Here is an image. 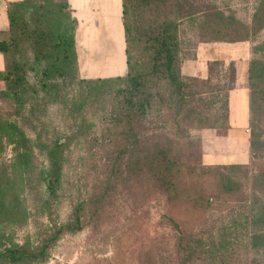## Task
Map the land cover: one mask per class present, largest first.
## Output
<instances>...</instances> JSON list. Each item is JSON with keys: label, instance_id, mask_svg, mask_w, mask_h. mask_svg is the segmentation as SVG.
<instances>
[{"label": "rangeland", "instance_id": "374dc122", "mask_svg": "<svg viewBox=\"0 0 264 264\" xmlns=\"http://www.w3.org/2000/svg\"><path fill=\"white\" fill-rule=\"evenodd\" d=\"M32 2L16 11L25 32L9 58L10 68L16 62L25 67V93L18 101L7 98L0 81V125H17L31 148L25 150L8 132L1 135L0 242L38 250L55 230L75 223L78 213L83 229L64 235L45 261L35 264H264V250L250 245L248 225L264 151L253 162L247 80L249 61L264 62V51L258 50L264 48V0H177L171 19L179 30L182 76L190 85L182 112L169 83L151 75L146 47H133L132 75L150 78L154 96L138 131L162 154L145 164L140 160L150 145L137 146L136 130L115 122L127 113L130 83L87 80L102 76L81 74L74 66L46 76L53 59L43 54L49 49L41 53L34 44L32 29L45 18L55 30L59 24L71 26L72 16L46 0ZM209 7L247 26L249 41L204 46L213 38L201 30ZM0 61L3 69L2 55ZM233 80L228 125L222 104ZM236 142L246 150L237 149L233 164H206L205 156L219 149L229 155L225 145ZM56 144L64 154L53 193L49 152ZM249 145L250 161L243 164ZM162 157L166 169L178 170L168 193L158 180L164 169L157 168L156 159Z\"/></svg>", "mask_w": 264, "mask_h": 264}, {"label": "trees", "instance_id": "16d2710c", "mask_svg": "<svg viewBox=\"0 0 264 264\" xmlns=\"http://www.w3.org/2000/svg\"><path fill=\"white\" fill-rule=\"evenodd\" d=\"M33 0H23L22 2L11 4L8 8L9 27L7 30L0 32V54L4 57L5 69L0 72V81L5 82L7 92L5 97L13 98L18 101L20 96L25 93L27 87V78L25 75V67L22 64L14 63L13 67H9L10 54L14 48L19 47V34L24 33L19 19L16 17V11L21 8L25 9L28 5H32ZM53 7L59 10H68L71 13V26L59 24L57 29H52V22L49 18L39 21L31 32L34 44L40 49L41 53L44 49H49L50 53L44 56L50 61V68L46 72V76L50 73H62L69 67L78 70V58L76 49V29L77 21L73 17L72 11L67 3L64 5L54 2V0H46ZM45 2V3H46ZM123 2V23L125 27L126 37V55L128 72L125 76L96 79L98 83H108L113 80H125L130 83L132 89L131 95L125 100L127 104V113L124 116L118 115L115 118L117 125L129 126V130L134 129L136 132L133 140L139 147L150 145L143 151L141 162L148 163L151 158H160L162 156L160 150L155 152L159 146L156 143L148 142L141 132L142 122L145 119L149 108L152 106L153 93L151 92V79H142L132 75L131 51L136 44L144 45L152 56L151 75L160 74L164 80L173 88L172 95L178 97V112H182L188 102V89L190 85L185 82L182 76V62L180 58V40L178 26L175 24L171 15L176 6L177 0H122ZM40 4L37 8H40ZM35 8V7H34ZM43 8V6H42ZM201 25V30L213 35L212 39H205L208 43H226L240 44L248 42L246 33L247 26L238 21L232 15H226L218 8H207ZM28 38V36H27ZM264 51L263 47L258 48ZM39 53V52H38ZM74 66V67H73ZM93 80V79H87ZM264 62L259 60H250L248 67V89L250 102V129H251V148L255 152L253 154V162L259 159L260 152L264 150ZM235 88V80L228 86L226 95H224L223 111L227 117L229 125V95ZM215 104L219 101V96L215 95ZM10 133L17 136L19 144L29 151L30 141L26 138L24 132L14 123H5L0 125V149L2 148L1 135ZM154 146L156 147L154 149ZM63 147L56 144L49 152L50 160L53 165L52 174L49 178V189L54 193L57 185L61 181ZM31 156V155H30ZM164 157L161 160L156 159L158 167L164 169L159 174V182L161 187L167 193L171 192L174 187V175L178 172L173 166L166 169L163 166ZM153 163V162H152ZM253 188L255 193V202L253 204L252 213L249 217L248 225L251 227L250 245L256 252L264 250V169L259 171L253 180ZM83 229L81 217L77 213L75 223L63 225L53 233V236L38 250H32L25 246H15L6 244L4 238L0 242V264H35L44 262L49 254V250L67 234H74ZM256 264V263H255Z\"/></svg>", "mask_w": 264, "mask_h": 264}, {"label": "crops", "instance_id": "0c3cea01", "mask_svg": "<svg viewBox=\"0 0 264 264\" xmlns=\"http://www.w3.org/2000/svg\"><path fill=\"white\" fill-rule=\"evenodd\" d=\"M23 0H0V32L9 27L8 8L11 4L22 2ZM68 4L73 17L77 21L76 29V49L78 58V70L84 75H101L100 78L89 79H107L125 76L128 72L126 55V37L123 23V2L122 0H63ZM242 44V43H241ZM205 44L204 46H208ZM238 45V44H237ZM1 55V54H0ZM3 57V55H2ZM250 62V61H249ZM2 69L0 61V72ZM249 67V63H248ZM126 70V72H125ZM113 75V76H111ZM248 80V71H247ZM248 106L249 89H248ZM230 107V95H229ZM232 126V124H231ZM233 132H231L232 134ZM237 141V140H235ZM229 143L230 154H224L225 150L219 149L220 144L215 147L219 149L218 154H212L209 157L208 165H230L239 157L238 151L245 149V144L237 145ZM222 146V147H225ZM240 148L238 151L237 149ZM222 152V153H221ZM245 153V152H244ZM226 157L223 160H212V156ZM243 158V157H242ZM250 161V145L247 149V157L243 164Z\"/></svg>", "mask_w": 264, "mask_h": 264}]
</instances>
